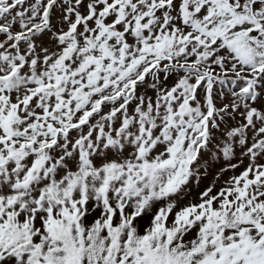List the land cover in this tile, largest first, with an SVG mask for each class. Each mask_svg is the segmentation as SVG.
I'll use <instances>...</instances> for the list:
<instances>
[{"label":"snow or ice","instance_id":"snow-or-ice-1","mask_svg":"<svg viewBox=\"0 0 264 264\" xmlns=\"http://www.w3.org/2000/svg\"><path fill=\"white\" fill-rule=\"evenodd\" d=\"M0 264H264V0H0Z\"/></svg>","mask_w":264,"mask_h":264},{"label":"rangeland","instance_id":"rangeland-1","mask_svg":"<svg viewBox=\"0 0 264 264\" xmlns=\"http://www.w3.org/2000/svg\"><path fill=\"white\" fill-rule=\"evenodd\" d=\"M223 166L222 161L213 162V165L209 168V174L206 177H202L199 187L195 183L191 185L192 196L195 197L200 189L209 184L214 179L216 172ZM224 179H227V175H225Z\"/></svg>","mask_w":264,"mask_h":264}]
</instances>
